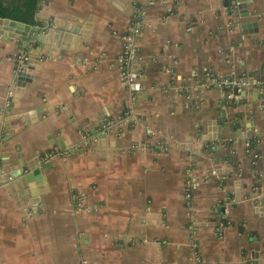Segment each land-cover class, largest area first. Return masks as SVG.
I'll use <instances>...</instances> for the list:
<instances>
[{
	"label": "crops",
	"instance_id": "1",
	"mask_svg": "<svg viewBox=\"0 0 264 264\" xmlns=\"http://www.w3.org/2000/svg\"><path fill=\"white\" fill-rule=\"evenodd\" d=\"M241 3L41 0L49 32L27 49L0 23V162L41 169L36 197L23 177L0 185V264H196L192 239L205 264H264V0ZM20 53L39 57L23 85ZM206 71L245 84L229 97Z\"/></svg>",
	"mask_w": 264,
	"mask_h": 264
},
{
	"label": "built area",
	"instance_id": "2",
	"mask_svg": "<svg viewBox=\"0 0 264 264\" xmlns=\"http://www.w3.org/2000/svg\"><path fill=\"white\" fill-rule=\"evenodd\" d=\"M144 16L143 8L142 7H135L134 8V14L131 20V24L128 28V31L121 36V43H122V51L118 56V62H119V71H120V77L122 82L125 85H132L138 78V73L134 70L133 63L136 58L137 49L134 43V37L138 33L140 24L142 23ZM28 60V55L26 53H20L16 60H15V68L14 73L15 76L18 75V73L24 71V64ZM204 77L207 79V83L204 84V86L208 89L211 87L219 88L225 93L229 95V97H236L242 90L243 85L245 84V81L242 79H233V78H224V79H217L213 72L206 71ZM237 89V95L234 94V89ZM182 90H184L182 88ZM262 93H264V85L261 90ZM264 99V96L262 97ZM136 101L135 95L131 97V103H134ZM264 107V103L262 104ZM107 125L109 128L111 125V122H107ZM83 139L86 137L83 135ZM247 149L251 148V142L247 141L246 143ZM254 158H257L258 156L256 154L253 155ZM190 170H187L188 177L185 181V189H184V197L187 202H189L191 197V192L193 188L196 186L195 182L190 177ZM257 194H255L256 196ZM233 200L228 197L226 203H232ZM194 235V233L192 234ZM192 238V236H191ZM190 249L192 256L195 259L196 264H205L202 260L197 243L194 241V239L191 240L190 243Z\"/></svg>",
	"mask_w": 264,
	"mask_h": 264
},
{
	"label": "water",
	"instance_id": "3",
	"mask_svg": "<svg viewBox=\"0 0 264 264\" xmlns=\"http://www.w3.org/2000/svg\"><path fill=\"white\" fill-rule=\"evenodd\" d=\"M240 2H242L241 4H239V7L245 8V1H250V0H239ZM0 23H7V26H5L7 28V31L12 30L11 35L9 38H12L13 40H19L21 39V44L25 45L26 49L29 48L30 43L35 42L36 40H38L41 29L39 26H29L26 24H23L21 22H16V21H12V20H8V19H1L0 18ZM52 23H58L57 21H53ZM50 24V26H52L53 24ZM1 25V24H0ZM57 25V24H56ZM62 27V26H60ZM43 30L40 36H43L44 33H48L49 30L47 29V25H43ZM32 31L34 32V36L33 37H29L28 33ZM62 31H59V34ZM65 37V33L62 32L61 34V38ZM65 39V38H64ZM36 46V45H35ZM36 48H41L40 46H36L34 49ZM36 56V55H35ZM33 53L30 54V56L28 57L27 62L24 64V71L18 73L17 75V84L19 85H23L25 82L30 81V75L28 73H26L27 69L32 68L31 66L34 65V63H38L39 61V57H35ZM234 94L237 95V89H234ZM17 93L13 94V101H15V99H17ZM37 115V111L35 110H31V111H27L25 113H21L20 115H17V117L22 118L24 121L28 122L31 120H34L36 118ZM10 119H13V116H7L5 117V120L8 121ZM19 177H23L24 181L29 185V189H30V196L36 197L37 196V191L36 189H34V184L35 181L40 180L41 179V169L39 167H36L34 169H32L31 172L24 174L23 169H9L8 167H3L1 165L0 162V185L8 182L10 179H16Z\"/></svg>",
	"mask_w": 264,
	"mask_h": 264
},
{
	"label": "trees",
	"instance_id": "4",
	"mask_svg": "<svg viewBox=\"0 0 264 264\" xmlns=\"http://www.w3.org/2000/svg\"><path fill=\"white\" fill-rule=\"evenodd\" d=\"M40 2L41 0H0V18L41 26L36 20Z\"/></svg>",
	"mask_w": 264,
	"mask_h": 264
}]
</instances>
